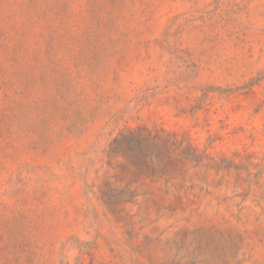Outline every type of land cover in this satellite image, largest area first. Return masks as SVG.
<instances>
[{"label": "rangeland", "instance_id": "1", "mask_svg": "<svg viewBox=\"0 0 264 264\" xmlns=\"http://www.w3.org/2000/svg\"><path fill=\"white\" fill-rule=\"evenodd\" d=\"M0 264H264V0H0Z\"/></svg>", "mask_w": 264, "mask_h": 264}, {"label": "trees", "instance_id": "2", "mask_svg": "<svg viewBox=\"0 0 264 264\" xmlns=\"http://www.w3.org/2000/svg\"><path fill=\"white\" fill-rule=\"evenodd\" d=\"M176 136V134H168L164 138L148 128L132 130L126 136L113 141L110 153L122 158H127L126 153H128L134 165L146 167L151 173L158 169L163 175L167 163L161 160V155L163 152L170 153V148L174 146L176 148L173 152L178 151L180 157H184L190 163L201 164L205 159L204 153L192 143H187L185 147H183L184 142L178 144L174 140ZM166 158L171 159L169 156ZM122 199L123 196L121 201Z\"/></svg>", "mask_w": 264, "mask_h": 264}]
</instances>
